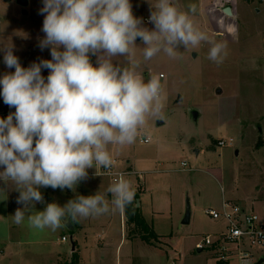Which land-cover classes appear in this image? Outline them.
<instances>
[{"label":"rangeland","instance_id":"rangeland-1","mask_svg":"<svg viewBox=\"0 0 264 264\" xmlns=\"http://www.w3.org/2000/svg\"><path fill=\"white\" fill-rule=\"evenodd\" d=\"M175 2L185 12L195 5V13L189 12L195 25L213 40L225 44L227 55L220 64L209 60L211 45L202 42L195 48L181 47L175 59L161 51L144 61V45L137 38L136 58L141 61L138 71L145 82L150 75L161 77L167 93L166 104L161 116L149 119L147 129L135 143L123 148L110 145L109 149L117 159L116 169L128 172L125 178L146 204L150 224L145 233L160 247L158 254L142 257V264H219L210 250L199 251L196 247L207 234L225 228L224 220L206 213L208 207L219 208L224 197H233L230 199L254 209L264 220V202L254 201L255 197L264 196V0ZM130 3L133 15L142 18V26L153 30L154 24L145 22L152 11L149 0ZM227 6L232 7V14L224 11ZM42 7L43 0H30L25 14L16 0H0V44L12 45L13 54L24 68L52 59L50 46L43 50L39 47L45 36L44 15L39 14ZM3 57L0 51V78L15 71L5 65ZM113 59L114 63L127 66L124 57ZM90 61L97 66L96 56L90 54ZM49 74V69H41L45 81ZM14 112L15 107L6 105L0 95V118L6 119ZM146 137L150 140L142 142L141 138ZM220 139L227 144L219 145ZM91 177L76 185L77 196H88L86 190L80 189ZM112 182L106 181L109 185ZM6 187L0 181V264H36L34 253L48 252L52 246L60 251L59 256L66 264H72L73 231L65 224L55 232L35 230L29 227L27 216L22 224H15L12 215L23 205L17 203L19 192L15 186L9 191ZM107 188L102 192L106 193ZM76 191L75 187L72 198ZM61 193V189L45 187L41 194L46 204L55 202L64 206ZM188 209L191 220L185 223ZM32 211L43 208L35 207ZM119 212H113L117 236ZM153 222L160 236L150 231ZM63 234L67 240L62 239ZM131 235L135 234L126 233L127 241L132 240ZM5 239L12 243L6 255ZM129 243L123 246L121 264H128L125 251ZM109 249L106 264L119 263L115 248ZM138 263L137 257L134 264Z\"/></svg>","mask_w":264,"mask_h":264},{"label":"clouds","instance_id":"clouds-1","mask_svg":"<svg viewBox=\"0 0 264 264\" xmlns=\"http://www.w3.org/2000/svg\"><path fill=\"white\" fill-rule=\"evenodd\" d=\"M149 3L153 30L133 15L130 0H43L39 14L44 15L45 36L39 47L50 46L52 59L24 68L13 46L0 44L5 65L15 69L0 78L4 103L15 107L6 119L0 118V181L15 186L17 203L23 205L12 215L15 224L27 216L30 228L55 232L66 220L123 212L133 204L135 189L120 173L104 194L32 211L35 203L44 202L40 187L75 191L93 167L111 175L115 162L109 146L132 145L149 119L162 115L165 86L160 76L150 75L145 82L138 71L137 38L144 45V61L161 51L175 59L181 47L204 42L211 45L208 59L223 62L226 45L195 25L189 15L195 5L185 12L175 0ZM90 54L97 57L95 67ZM115 57H124L127 66L114 63ZM42 68L50 70L47 81ZM240 257L242 264H250L245 253Z\"/></svg>","mask_w":264,"mask_h":264},{"label":"crops","instance_id":"crops-1","mask_svg":"<svg viewBox=\"0 0 264 264\" xmlns=\"http://www.w3.org/2000/svg\"><path fill=\"white\" fill-rule=\"evenodd\" d=\"M99 170L100 169L96 170L94 167L88 169V174H90L88 176H93V177L88 179V181L85 183V186L80 189V192L86 190V192L88 193V196L95 195L97 192H102L105 189V187L107 188L109 184H107L106 181L108 179L111 182L114 181L110 176L105 175V174H100ZM96 171H97V174H96ZM13 186L14 185L7 184L6 188L8 189V191L10 189L14 190ZM76 189L77 191L75 192L76 194L74 195V198H72L73 190L67 189V188L61 190L62 192L61 194L64 196L63 201L61 202L63 203V205H65L68 201L73 200L77 197V194H78L77 192H79V189L77 186H76ZM44 190H45V187L39 188V191L41 193H44ZM63 193H65V195ZM69 193H71V196L69 195ZM102 194L104 193L102 192ZM107 198L109 202L112 199L110 194L108 195ZM225 198L230 199L233 197H230V198L225 197ZM254 201H255V204H257L258 202H264V196L255 197ZM46 205L47 204L45 202L35 203V207L43 208V210L45 209ZM145 205L146 204H143V201L141 198L137 199V206H140V211L145 220L146 226H148L150 223H148L149 221L147 218V212H146V209L144 208L146 207ZM111 206L112 205L110 203V208ZM153 212H154L153 215L155 216L156 214L155 210H153ZM119 216H120V235L119 236H117L116 234V228L114 229V225H113L114 214L111 211L107 214H103L100 216H92L86 219L77 218L76 220H66L64 222L66 226L68 222L69 223L71 222L72 227L67 226V228L73 231L72 237L73 238L75 237L74 243L71 247L72 264H100V263L106 264L107 261L105 260L108 259L106 252L110 250L109 248H112V249L115 248V254H116L115 256H116L117 262H119L116 264H121L120 258L122 255L123 246L127 242H130L129 247L125 251L126 252L125 256L128 258L126 260L128 264H134L136 262L137 257L139 260L138 264H142V257L149 256V255L152 256L156 253L158 254L160 247L157 245V243H155L154 241L150 239L149 240L143 239L141 234L139 233L135 232L134 236L131 235L132 240L127 241L126 233L128 231L130 233L134 232V224L133 223L130 224L127 221L125 211L123 212L120 211ZM154 222L152 226L153 229L150 231L155 232V235H159L157 231L155 230ZM145 229H147V227ZM100 231H102L103 234H101ZM64 236L65 235L63 234L62 239ZM97 237H101V239ZM63 240H67V238ZM3 242L5 244V251L3 252V254L6 255L9 253L12 247V243L10 240H6V239ZM74 252L78 254V258L76 259V261L74 260ZM59 254H61L60 251L56 250L54 246L50 247V250L48 252H44V253L35 252L34 255L37 256L36 260H38L35 263L36 264H66L64 260H62V258L59 256ZM261 259H264V249L259 250L256 253L255 263ZM262 263H264V261Z\"/></svg>","mask_w":264,"mask_h":264},{"label":"built area","instance_id":"built-area-1","mask_svg":"<svg viewBox=\"0 0 264 264\" xmlns=\"http://www.w3.org/2000/svg\"><path fill=\"white\" fill-rule=\"evenodd\" d=\"M149 17L150 15L145 17V22H149ZM149 140V137L141 138L142 142ZM218 143L225 146L227 141L220 139ZM114 162L111 175L102 168L99 170L100 174L108 175L116 180L120 173L124 176L128 173L126 170L116 169V158ZM183 164H186V161ZM206 213L213 218L224 220L225 228L207 234L196 243V247L201 250H210L221 264H242L240 257L242 252L246 254L250 264L255 263L256 253L264 249V220L260 215L254 209H249L240 202L225 197L219 208L208 207ZM65 238L64 236L63 239Z\"/></svg>","mask_w":264,"mask_h":264},{"label":"trees","instance_id":"trees-1","mask_svg":"<svg viewBox=\"0 0 264 264\" xmlns=\"http://www.w3.org/2000/svg\"><path fill=\"white\" fill-rule=\"evenodd\" d=\"M139 198V193L136 192L135 200L133 204L129 205L124 211L127 217V221L134 224V234H141L143 239L149 240L148 235L145 233L146 223L140 211V206H137V199ZM78 258V254L74 252V260ZM221 264V263H219Z\"/></svg>","mask_w":264,"mask_h":264},{"label":"water","instance_id":"water-1","mask_svg":"<svg viewBox=\"0 0 264 264\" xmlns=\"http://www.w3.org/2000/svg\"><path fill=\"white\" fill-rule=\"evenodd\" d=\"M16 1H17L18 4H20L23 7V9H22L23 13L27 14L28 13L27 6L29 5L30 0H16ZM224 11L227 14H232V7L231 6H227V7H225ZM221 91H222L221 88L218 87L217 88V92L220 93ZM180 99H181V96H180ZM190 220H191V212H190V209H188L186 214H185L183 222L188 223V222H190ZM67 226L68 227H72L71 226V222L70 223L68 222ZM198 250L201 251V249H198ZM263 261H264V259H261V260L257 261L256 263H253V264H261Z\"/></svg>","mask_w":264,"mask_h":264}]
</instances>
